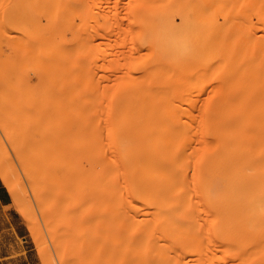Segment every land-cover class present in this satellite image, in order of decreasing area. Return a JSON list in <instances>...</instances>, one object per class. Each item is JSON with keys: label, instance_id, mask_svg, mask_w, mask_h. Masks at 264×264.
<instances>
[{"label": "bare ground", "instance_id": "1", "mask_svg": "<svg viewBox=\"0 0 264 264\" xmlns=\"http://www.w3.org/2000/svg\"><path fill=\"white\" fill-rule=\"evenodd\" d=\"M87 7L80 12L86 51L111 47L101 55L111 61L98 67L121 74L115 46H129L119 52L126 56V85L107 119L96 111L98 97L85 92L80 136L92 160L83 184L96 194L46 200L44 218L70 239L95 231L97 211L114 233L126 235V246H158V235L188 237L178 241L184 253L186 246L194 257L200 252L197 264L217 258L211 252L202 259L211 250L242 252L236 264H264V0H112L111 8ZM123 124L126 140H115ZM6 176L0 172L16 195ZM192 243L209 249L200 246L196 254Z\"/></svg>", "mask_w": 264, "mask_h": 264}, {"label": "rangeland", "instance_id": "2", "mask_svg": "<svg viewBox=\"0 0 264 264\" xmlns=\"http://www.w3.org/2000/svg\"><path fill=\"white\" fill-rule=\"evenodd\" d=\"M92 1L0 0V172L17 191L14 195L0 177V186L9 195L0 203V264H179V260L197 264L201 257L198 249L205 242L192 243L198 246H193L197 248L194 252H199L196 257L188 249L192 247L186 246L184 253L183 240L178 241L184 237L158 235L168 241H154L158 246L139 243V249L127 247L126 235L114 233L109 217L100 220L97 211L91 221L94 232L72 234L68 239L60 224L49 223L43 216L46 200H77L96 194L94 188L86 189L83 184L92 160L80 136L85 92L98 97L96 111L107 119L117 110L115 104L126 85V56L119 52L129 46H115L117 54L123 56L113 60L121 68L119 74L118 68L119 72L98 67L111 61L101 56L111 47L106 52L88 53L83 44L81 9L112 6V0ZM121 15L118 20L126 22V15ZM95 80L102 83L95 84ZM104 138L105 148L111 152L114 147L111 149L105 128ZM115 140H126V124L117 130ZM222 244L219 242V248L225 249ZM223 251H208L202 259L214 254L217 258L211 257L209 264H236L234 259L244 256L242 252L233 255Z\"/></svg>", "mask_w": 264, "mask_h": 264}, {"label": "crops", "instance_id": "3", "mask_svg": "<svg viewBox=\"0 0 264 264\" xmlns=\"http://www.w3.org/2000/svg\"><path fill=\"white\" fill-rule=\"evenodd\" d=\"M7 191L4 189V187L0 186V203L4 204L5 199L8 197Z\"/></svg>", "mask_w": 264, "mask_h": 264}]
</instances>
